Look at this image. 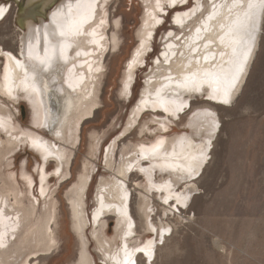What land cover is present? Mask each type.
<instances>
[{"label": "rangeland", "instance_id": "rangeland-1", "mask_svg": "<svg viewBox=\"0 0 264 264\" xmlns=\"http://www.w3.org/2000/svg\"><path fill=\"white\" fill-rule=\"evenodd\" d=\"M106 1L108 25L105 28V37L111 42L113 33L116 32L120 41L115 48L109 42L101 58L102 71L95 98L96 109L78 126L79 139L72 146L67 175L64 179L54 176L53 160L48 161L45 166L49 174L47 192L52 191L51 196L55 201V222L52 221L50 225L56 243L48 252L31 255L28 259L30 264H76L86 240L85 250L92 256L95 264H104L91 231L94 227L92 211L95 208L94 196L97 187L102 177L109 179L110 175L115 174L104 161L106 148L125 126L129 112L139 98L145 75L150 72L153 60L160 55L167 33L173 31L176 36L182 35V31L174 25L172 16L178 10L180 12L192 8L195 3V0H188V3H177L174 7H169L165 2L166 4L162 5L163 12H156L162 23L153 29L150 48L142 63L135 68L130 93L122 96V76L132 51L138 44L136 31L142 23L144 6H151L153 0ZM204 1L206 0H202ZM0 2L8 5L4 18H0V47L19 57L22 31L18 20L25 17L32 8L28 5L20 11L19 3L14 0ZM52 8L53 6L48 11ZM260 22L257 48L248 66L247 77L230 103L224 104L209 99L202 91L188 98L187 107L174 117L164 114L162 110L146 109L140 113L131 131L117 141L113 156L116 163L125 145L129 148L133 143L148 142L157 134L152 130L155 124L150 121L154 114L158 113L173 120L164 133L167 136H175L186 132L184 124L194 110L207 109L215 113L218 126L212 134L200 170L190 179L197 189L191 192L185 206L177 204L173 199L166 204L158 197L160 193L147 192L142 187L146 179L135 168L127 174L126 186L130 192L128 205L136 222V237L139 240H145L146 237L155 240L150 264H264V17ZM2 61L0 56V67ZM49 96L48 103L52 106L50 111L54 109L51 111L53 115H50V121L48 120L42 130L30 122L29 107L25 100L20 99L14 103L4 101L13 113V120L22 128L40 130L41 134L49 137L48 130L56 124L60 111V104L56 101L54 93L50 92ZM142 126H148L150 131L141 133L139 130ZM2 136L4 137V134L0 132V137ZM95 137L100 139L97 140V147L93 148ZM10 161L9 166H5L4 162L0 163V174H13L17 183H20L19 186L24 188L23 179L19 174L21 165H24L26 173H29L33 180L30 198L37 200L34 218H41V206L44 205L45 199L39 192L38 173L35 169L37 164H40L38 154L24 144L12 153ZM143 163L146 167L149 165L147 161ZM87 168H91L84 191V210L88 224L82 231L83 239H80L81 236L78 237L73 228L74 220L67 194L78 184L80 175ZM163 177L169 178L166 172L159 173L155 169L153 178L159 180ZM2 178L1 176L0 186ZM183 182L184 180L177 184L176 192L182 191ZM145 192L149 194L154 210L151 221L157 227L161 224L169 226V230L161 236L155 232L146 234L141 226L138 201L139 194ZM101 217L104 219L105 235L111 237L116 218L110 212ZM9 239L12 241L15 236H10ZM145 258L143 252H138L134 258L135 264H147Z\"/></svg>", "mask_w": 264, "mask_h": 264}, {"label": "bare ground", "instance_id": "bare-ground-1", "mask_svg": "<svg viewBox=\"0 0 264 264\" xmlns=\"http://www.w3.org/2000/svg\"><path fill=\"white\" fill-rule=\"evenodd\" d=\"M20 1L23 3H20ZM38 1L39 0H14V2L19 3L18 6L20 11L24 10L28 5H30V8H32L28 10L29 12H27L25 17H21L18 20V25L21 27V31H22L20 33L21 37L19 41L21 43V45L19 46L20 49L22 47V41L24 44H26L27 42V33L29 32V30L40 28L41 32H43L42 26L45 24H49L53 13L57 12V10H59L63 5L67 3V0H40V2ZM36 2L38 4H35ZM99 2L101 7H99L97 10V16L92 27H96L98 33L97 39H99V37L101 36L103 37V40H100V46L99 47H96L95 45L90 46L94 54L89 57L81 56L80 58H76L74 52L71 54L72 59L68 63L67 67L63 70V73L58 74L55 77V82L51 84V86L49 87V89L47 90V92L43 97L42 105L40 98H34L33 100H30L26 98L25 94L23 93H16L15 95L17 98L15 99L7 96L6 94L0 93V98H2L0 99V119H3L4 121L7 122L6 128H0V132L4 134V137L3 136L0 137V163L4 162L3 164H5V166H9L11 164L10 158L12 153H14V151L18 147L23 146L24 144L29 148H31L35 153L38 154L40 158L39 161L40 164H37L35 169L37 170L38 173L39 192L42 198L45 199L44 205L41 206L43 207L42 214L41 216L39 215L41 218L39 217L34 218V209L37 200L35 198L34 199L30 198V196L32 195L31 186L33 180L31 175L29 173L28 174L26 173L24 165H21L20 167L21 172L19 173L21 178L23 179L24 188L19 186L20 183L19 184L17 183L18 181L15 179V176L13 174H9V175L0 174V177L1 176L3 177L0 186V209L2 210V214H0V233H2L3 235L2 237H0V241H2L4 245L3 247H0V264H30L29 262L30 260L28 261V259L31 255L36 256L38 252H42V253L48 252L56 243L54 232L50 225L52 221L55 222V201L54 198L51 196L52 191L50 190L49 192H47L49 188L48 180H47L49 174L45 170V166L48 163V161L53 160L55 162V169L53 170L52 173H54V176H56L57 175L56 169L59 168L60 174L57 175V177H59L60 179L61 178L64 179V177L68 173L67 166L70 157L72 155V146L75 145L77 140L79 139L78 126L84 118L85 120H87L86 118H89L90 115L93 113V110L96 109L97 102L95 98L97 96V89L102 71L101 58L110 42V40L108 41V39H106L105 37L106 36L105 28L108 25V23L106 22L107 1L99 0ZM165 2H167V4L169 5L170 0H161V5L166 4ZM203 3L206 4L207 0L204 1ZM50 6L51 7L53 6V8L48 11V9L51 8ZM0 7H3L5 9V14H6L8 10V5L0 2ZM36 7L38 8L35 9ZM144 7L145 10L141 18L142 23L139 29H137L136 31L138 44L135 47V49L132 51L130 60L127 62L122 76L123 78L122 86L120 88L121 94L124 93V84L126 82L128 84V91L126 94H122V96L128 95L130 93V88H131L130 86L132 84V78L135 68H137L142 63L145 53L150 48V39H148V33L149 32L152 33L153 29L157 26L155 24V21L151 20L148 13H155V15L159 19H161V17H159L156 14V0H153L151 6L147 7L146 5ZM188 10L186 11L180 10V12L178 10L172 16V20L174 21V19H176L179 16V14L187 12ZM261 18L262 17H258L257 20V30L255 33L254 44L252 47L251 55L247 61L245 71L241 75L240 80L236 86V89L231 96V100L235 97L236 93L240 91V88L242 87V84L247 77L246 75H247L248 66L257 48V37H258L259 28L261 27L260 26ZM34 19H36V21ZM101 19L104 20L103 25H100ZM146 21H147V25L145 23ZM198 23H199L198 18H193L192 20L187 21L183 28H181L179 24L174 23V25L182 31V35H181L182 39L181 41H176L174 38L165 39L166 37H168L169 32H172L174 34L173 31H169L164 38L165 39L163 42L164 44L162 45L160 55L157 58L160 57L161 61L163 62L164 58L161 56V53L166 51V47H165L166 44L173 43L176 45H180L178 49H174L175 51H177V56L174 58L172 67L175 68L176 65H178L181 62V57L179 56V52L183 51L187 54V49L182 47V43L188 42L186 38L194 33L195 26L198 25ZM116 28H118V26H116ZM176 35L177 34H174V36ZM141 40L144 41V47L142 49H141ZM118 41H120L119 37L117 36L116 32H114L110 42L113 48L117 47ZM138 49L141 51L142 54L139 56L138 58L139 62L134 66V70L131 73H129L128 70L129 62L132 61L134 58H136V53ZM18 51L20 54V50ZM2 53H11L13 56H15L14 53H12L11 51L4 50L2 47H0V56L3 59L0 67V89H2L4 83L5 66H8L9 71L14 67V65L9 61L8 56L2 55ZM157 58L153 60L152 62L153 64L149 69L150 72L145 75L144 85L142 86V89L140 91L139 98L135 103V105H133V107L131 108L125 126L123 127L120 134L110 142V144L107 146L105 151L104 161L108 165V168H111L112 170L115 171V174H113L112 176L110 175L109 179L102 177L97 187V191L94 196L95 197L94 202H96L95 208L92 211V222H93L92 224L94 227L95 226L96 227L95 228L93 227L91 231V235L95 240L97 249L102 256V260L104 264H114V262L108 259V257L114 254L119 247L123 246L125 242L123 240L124 232L128 230L127 228L128 218L123 216L120 212H118L116 207H112V208H105L103 212L98 215L97 219L95 220L93 219V215L97 213V210L99 209L98 195L100 189L108 186L114 187L117 181L122 182L123 187L126 189L128 193V199L126 201V205H127L128 216L131 218V222L133 224V228L131 230L132 235L127 240L128 246L130 249H133L137 247H142L144 244H147L149 241H152L153 253H154L155 240L153 238L146 237L145 240H139V238L136 237L137 236L136 222L132 216L131 211L129 210L128 201H129L130 192L128 187L126 186V178L129 172L127 170V163L135 159V157H133L131 153L137 150L139 144L152 143L156 139H158L159 136H163L169 141L168 151H172L171 142L183 138L185 140V144L182 147L178 146L176 149L177 163L187 164L188 161L182 159V157L199 156L200 152L202 151L204 152V158H201V163L197 167L196 173L193 175L195 176L200 170L202 161L206 158V153L209 148L210 140L212 139V134L215 131V130L211 131V135H209V130L200 126L197 117L194 114H201L205 110L196 109L189 116V118L186 120L184 124L187 129L186 132H183L182 134L179 135L177 134L175 136H167L165 135L166 133H164L165 131L159 128V124L156 121H164L166 123V127L168 130L170 127L169 123L173 122V120L169 119V117L164 118L163 116L156 113L153 115V118L150 119V121L155 124V128L152 130L157 134H155L152 140L148 142L141 141L139 143H133L130 145L129 148H126L125 145L122 151L120 152L119 161L116 163V159H114L113 156L118 139L120 140L122 137H124L126 134H128L131 131V129L133 128L134 124L137 121L138 116L142 111L146 109L154 110L152 106L140 110L139 105L141 100L145 96H147L148 92L153 91L154 86H156L159 73H157V65L154 63V61ZM217 61H219L218 55H217ZM73 64L76 65L75 68H73ZM70 68H73V71L71 73H69L68 71V69ZM129 75H131V79H129ZM150 78L153 79V84L151 85L148 83V80ZM69 84L73 85V87H69ZM203 91L205 92V95L209 96L211 89H209L207 85H205ZM50 92L54 93L55 99H57L56 101L60 104V108H59L60 111L56 118L57 119L56 124L53 125V128H51V130H48L50 136L47 137L48 135L44 136L43 134H41L40 130L46 127L50 115H53L51 111L54 109L50 111V107L52 106H49L48 103L49 101L48 99L51 96V95L49 96ZM195 93L197 92H183L180 99L186 101V103L188 104V98L193 96ZM200 93L201 92H199L198 94ZM20 99L26 101L29 107L30 122L34 126L38 127L40 129L39 131L22 128L19 124H17L13 120V113L11 109L8 107V105H6V102L4 100H6L7 102L14 103L19 101ZM53 99H51L52 102L54 101ZM155 110L157 111L160 109L157 107L155 108ZM169 116L174 117L175 115H169ZM214 119L216 121L215 117ZM139 131L142 133L143 131H150V129L148 128V126L147 127L142 126ZM21 133H23L24 135L22 136ZM57 133H59V135H57ZM28 137H32V138L38 137L42 141L46 142L49 147V150L53 153V155L49 156L48 159L45 160L44 159L45 153L33 148L31 146V140L28 139ZM98 139L100 138L95 137L94 140H96V142L92 143L93 148L97 147ZM56 156H59L60 158L57 159ZM143 162H144L143 160L139 161V164L133 168L141 172L139 170L141 167L149 168L150 164L155 163V161H147L149 165L146 167L144 166ZM154 171H151L150 174L141 172L142 175L145 177L146 182L145 183L143 182L144 185L140 183H136V184L140 186L142 185V187L147 192L154 193L155 191L157 194L160 193L158 197L163 202L165 197H168L169 195H171L172 199L177 202L176 197L179 196L180 197L179 204L181 206H185V203L188 201L191 192L197 189L196 184L192 180L190 181V179L193 176L191 178H186V174L181 172H166L169 178L163 177L162 179L156 180L153 178ZM156 171H158L159 173H163L160 171L159 168H157ZM13 173L15 174V172ZM121 173H123V175H121ZM90 174H91V168L85 169L84 173L80 175V178L78 177L79 178L78 184H75L74 188L70 190L71 192L67 194L68 195L67 199L71 206L72 218L74 220L73 228H75L78 237L80 236L82 237L83 235L82 231L84 230L85 226L88 224L87 223L88 220L86 218V213L84 210V205H85L84 191L87 182L89 180ZM41 176L45 177L43 184L41 183ZM150 179H151V183L149 182ZM182 180H184L183 182L184 187H182L183 189L181 192L179 190L178 192H176L175 187ZM165 182H169L171 184L170 189H168L165 186V189L163 191H158L156 190V187H153V184L158 187L160 185L165 184ZM42 188L44 190L43 194L41 192ZM119 195H121V193H114L112 191L106 192L105 203L115 204L118 207H120L121 210H123L125 206V202L118 198ZM139 195H140V199L138 201V211L140 212L141 226L143 228V231H145L146 234L149 232H155V234H158L160 236L161 233L164 232L166 233V231L169 230L168 225L166 224L163 225L160 223L161 225L159 224L160 226L157 227L151 221V214L153 213L154 210H152L153 208L150 204L149 194L145 192V193H140ZM10 196H12L11 199L9 198ZM10 200H12V202ZM108 212H110V214L114 215L116 218V223L113 226L114 227L113 235L111 237H106L105 231L103 230V227H105L104 219L101 217L102 215ZM153 229H156V231H153ZM8 232L10 236L14 235L15 239L10 241L9 239L10 236H7L9 235ZM81 237L80 239H83V237L82 238ZM86 241L83 243L84 249L80 253L79 260L77 261L76 264H95L92 256L88 253L87 250H85L86 249L85 246L87 244ZM137 253L138 252H136L135 255ZM135 255L133 256V260L135 258ZM145 259H146V263L150 264L152 257L151 259H149V257L146 256Z\"/></svg>", "mask_w": 264, "mask_h": 264}, {"label": "snow or ice", "instance_id": "snow-or-ice-1", "mask_svg": "<svg viewBox=\"0 0 264 264\" xmlns=\"http://www.w3.org/2000/svg\"><path fill=\"white\" fill-rule=\"evenodd\" d=\"M177 3L185 4L188 0H170L168 6L174 7ZM99 7H101L99 0H67L65 5L53 13L50 23L42 26L43 32L40 28L29 30L26 44L22 41L19 58L11 53H2L8 56L14 67L9 71L8 66H5L4 83L0 93L14 99L17 98L16 93H23L30 100L40 98L42 105L43 97L51 84L55 82V77L63 73L72 59L71 54L74 52L76 58L89 57L94 54L90 46H100V40H103V37L97 39L96 27H92ZM156 12H163L161 0H156ZM4 14L5 9L0 7V18ZM148 15L156 25L162 23L155 13H148ZM258 17H264V0H207L206 4L202 0H195L192 8L179 14L173 21L183 28L187 21L193 18L199 19L194 33L186 38L188 42L182 43V47L187 49V54L180 51L181 62L173 68L172 63L177 56V51L174 49H178L180 45L166 44V51L161 53L164 58L163 62L160 58L154 61L157 65V73H159L156 86L141 100L140 110L152 106L154 110L158 107L168 115L179 114L187 107L186 101L180 99L182 93L202 92L205 85L211 89L209 99L224 104L230 103L231 96L245 71L252 52ZM145 23L147 25V21ZM103 24L104 20L101 19L100 25ZM151 37L152 33L149 32L148 39ZM167 38H174L176 41L182 39L181 36H174L172 32L168 33L165 39ZM143 47L144 41L141 40V49ZM141 54L138 49L136 58L129 62V73L134 70ZM217 55L219 61H217ZM75 67L76 65L73 64V68ZM73 68L68 69L69 73L73 71ZM148 83L153 84V79L150 78ZM69 87L73 85L69 84ZM127 91L126 82L122 94H126ZM194 115L200 126L209 130V135L218 126L214 114L210 111L205 110L201 114ZM156 122L160 129L167 131L164 121ZM6 127L7 122L0 119V128ZM21 135L24 134L21 133ZM28 139L31 140L33 148L45 153V160L53 155L47 143L40 138L28 137ZM184 144L183 138L175 140L171 142L172 151H168L169 141L163 136H159L152 143H141L137 150L131 153L135 159L127 163V170L131 171L141 160L155 161L150 164L149 168L141 167L139 170L150 174L151 171L159 168L161 172H181L186 174V178H191L196 173L201 158H204V152H200L199 156L182 157L188 161L187 164L177 163L176 149ZM56 158L60 157L56 156ZM56 173L60 174L59 168L56 169ZM44 179L45 177L41 176L42 184ZM149 182L151 183V179ZM165 186L168 189L171 188L169 182L158 187L153 184L158 191H163ZM108 191L121 193L118 198L125 202L123 210L115 204L105 203V193ZM41 192L44 193L43 188ZM127 199L128 193L120 181H117L114 187L101 188L98 195L99 209L93 215L95 220L105 208L116 207L118 212L128 218V230L124 232L123 246L108 257L114 264H135L133 256L136 252H143L149 259L153 254L152 241L133 249L128 246L127 240L132 235L133 224L128 216ZM170 199H172L171 195L165 197L164 203L167 204ZM176 199L179 204L180 197L177 196ZM2 235L0 233V237ZM3 246L0 241V247Z\"/></svg>", "mask_w": 264, "mask_h": 264}]
</instances>
